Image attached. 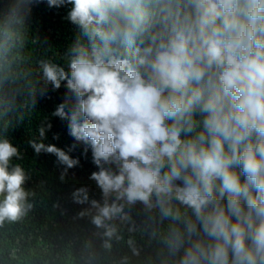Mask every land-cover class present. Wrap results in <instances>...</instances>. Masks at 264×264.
I'll return each mask as SVG.
<instances>
[{
  "label": "clouds",
  "instance_id": "1",
  "mask_svg": "<svg viewBox=\"0 0 264 264\" xmlns=\"http://www.w3.org/2000/svg\"><path fill=\"white\" fill-rule=\"evenodd\" d=\"M39 2L0 4V70ZM46 3L71 5L67 19L79 30L68 71L40 67L53 90L66 88L52 115L68 121L99 168L90 179L102 202L87 187L71 195L89 205L78 216L90 217L101 248L111 253L127 228L156 241L149 264H264V0ZM51 127L41 125L29 145L54 154L63 179L79 160L43 142ZM14 157L22 158L18 147L0 136V225L32 208ZM138 203L141 226L131 214ZM126 244L141 255L134 237Z\"/></svg>",
  "mask_w": 264,
  "mask_h": 264
},
{
  "label": "trees",
  "instance_id": "2",
  "mask_svg": "<svg viewBox=\"0 0 264 264\" xmlns=\"http://www.w3.org/2000/svg\"><path fill=\"white\" fill-rule=\"evenodd\" d=\"M3 2L0 0V4ZM70 8H50L46 0L34 3L20 29L10 67L0 70V136L18 147L22 158L14 157L11 163L24 168L29 177L24 188L34 193L28 197L32 208L24 217L0 225V264H118L125 255L130 258L129 264H149L155 257L156 241L149 244L146 234L139 230L129 233L124 228V240L114 242L112 252L107 253L94 235L97 230L90 217L78 216L89 205L72 200L73 191L87 187L90 199L102 202V190L90 179L99 168L93 163L91 149L85 152L86 146L70 135L68 121L52 115L64 101L66 88L62 83L60 89L53 90L50 83H45L40 67L41 61H50L69 70L68 52L79 32L67 19ZM45 89L46 94L41 95ZM45 123L52 127L43 142L79 160L63 179L65 166L57 157L37 155L29 145L30 140H41L39 128ZM131 214L138 226L144 223L146 214L141 204L133 206ZM129 236L141 248L139 257L133 256L126 244Z\"/></svg>",
  "mask_w": 264,
  "mask_h": 264
}]
</instances>
